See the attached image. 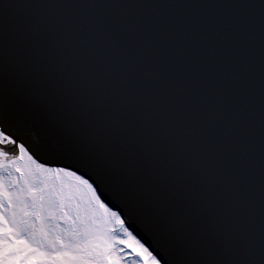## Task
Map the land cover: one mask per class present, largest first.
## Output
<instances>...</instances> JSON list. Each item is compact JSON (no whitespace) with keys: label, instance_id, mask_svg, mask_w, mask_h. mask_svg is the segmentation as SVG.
I'll use <instances>...</instances> for the list:
<instances>
[{"label":"snow or ice","instance_id":"obj_1","mask_svg":"<svg viewBox=\"0 0 264 264\" xmlns=\"http://www.w3.org/2000/svg\"><path fill=\"white\" fill-rule=\"evenodd\" d=\"M0 264H264V0H0Z\"/></svg>","mask_w":264,"mask_h":264},{"label":"water","instance_id":"obj_2","mask_svg":"<svg viewBox=\"0 0 264 264\" xmlns=\"http://www.w3.org/2000/svg\"><path fill=\"white\" fill-rule=\"evenodd\" d=\"M33 142H38V138L37 137H34ZM41 155L43 156V154H41ZM44 159H46V158H44Z\"/></svg>","mask_w":264,"mask_h":264}]
</instances>
